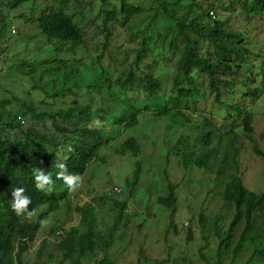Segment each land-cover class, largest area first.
Masks as SVG:
<instances>
[{
    "label": "rangeland",
    "instance_id": "374dc122",
    "mask_svg": "<svg viewBox=\"0 0 264 264\" xmlns=\"http://www.w3.org/2000/svg\"><path fill=\"white\" fill-rule=\"evenodd\" d=\"M123 1L141 11L123 14ZM262 1L107 0L106 26L102 0H26L14 8L13 0H0V142H10L11 150H33L45 142L61 161L74 151H95L76 192L55 178L53 190L43 191L59 201L58 208L32 214L25 225L37 228L29 238L20 228L14 232L9 264H96L103 258L112 264H263L253 252L264 251V211L256 214L233 262L244 218L220 257L216 232L218 227L226 238L236 215L235 206L223 200L230 175L238 174L249 192L264 196ZM163 8L243 36L240 55L218 73L219 101L207 75L195 68L175 86L185 42ZM51 12L69 15L83 42L44 37L37 19ZM194 38L196 51L215 63L213 46ZM146 76L158 83V91L148 89ZM180 90L196 95L184 99ZM71 107L80 110L69 118L51 116ZM96 119L102 127L92 124ZM208 133L212 143L204 148ZM132 139L137 157L126 147ZM203 154L210 156L208 167L186 166ZM137 163L142 173L134 184ZM169 185L178 197L174 213L158 202L169 196ZM84 207L85 222L78 212ZM71 231L94 236L93 251L64 261L58 244Z\"/></svg>",
    "mask_w": 264,
    "mask_h": 264
},
{
    "label": "trees",
    "instance_id": "16d2710c",
    "mask_svg": "<svg viewBox=\"0 0 264 264\" xmlns=\"http://www.w3.org/2000/svg\"><path fill=\"white\" fill-rule=\"evenodd\" d=\"M26 0H13L11 7H17ZM157 3L163 5L162 0H156ZM106 5L107 10L105 11L104 24L107 26L110 13L109 5L107 0H102ZM179 4V1H178ZM264 8V0L262 1ZM164 14L172 21L177 23V31L180 38L185 42V49L181 61L178 64V72L176 76L175 86L178 87L183 77L187 76L188 71L191 68L197 69L200 73L207 75L209 80V89L215 94L216 99H221V91L219 88V77L218 73L225 69H229L227 65L232 61L233 57L240 55L241 48L244 44V38L240 33L229 31L224 29L217 23L211 25L206 23H200L194 19H182L175 16L172 11L163 8ZM121 11L127 16H133L139 13L141 10L137 7L132 6L126 1L122 2ZM37 26L41 34L49 39L57 40L61 43H81L83 42V34L78 25L73 19L64 12H51L42 14L37 19ZM190 31V33L188 32ZM195 36L207 41L213 46L216 51V62L210 61V58L201 56L196 51L197 41ZM131 82V80L129 81ZM145 82L147 83L148 89L152 92H156L159 89L158 83L152 78V76H146ZM179 95L184 99H192L196 95L195 90H180ZM76 107L68 108L67 110H60L51 116H57L60 118H69L72 113L79 111ZM84 114L83 111H81ZM135 120V119H134ZM130 126L135 124V121ZM13 127V125H9ZM57 127V124L55 123ZM63 131L74 133L77 130H67L62 128ZM86 132H91L87 130ZM29 134V133H28ZM26 135L29 138V135ZM213 134L208 133L202 137V145L204 148H208L212 143ZM234 139L229 142V145L233 146ZM45 142L33 149L28 148L11 150L10 142H0V255H3V259L0 257V264H9L7 256L13 246L14 232L17 233L20 228V233H26L28 235L37 228L34 225H25L28 219L25 215L17 216L11 209V190L15 187H23L26 190V195H29L32 199V203L29 206L32 213L36 212L39 208L50 206L52 210L58 208L59 201L56 198L48 197L43 191H39L34 186L33 168L41 167L47 171L53 178L56 179V174L59 169L53 166L55 157V149L45 146ZM128 149H132L135 152V157L139 154V149L134 139L129 140L126 143ZM95 156V151L90 153H84L81 151H74L69 157L64 158V161L68 167L70 173H76L82 176L85 175L88 165L92 162ZM59 159V158H57ZM210 156L203 154L196 160L190 159L186 162V166H196L199 169L208 167ZM226 156L223 158V168L227 165ZM223 170V169H221ZM142 168L141 164L137 163L136 170L134 173V184H136L141 176ZM58 183L64 185L63 181L56 179ZM169 196L167 198H160L159 204L175 212L177 207V193L174 186H168ZM223 200L232 204L236 208L235 218L229 228L226 238H222L220 230L217 227L216 232L221 239L220 246L218 249V257L221 256L223 251V245L228 243L233 237L235 228L240 222L241 217L245 220V227L241 236L239 237L237 244L233 248L231 255V262L235 261L240 250L243 248L244 242L249 235L253 221L258 212L264 211V196H259L255 193L249 192L238 174H232L229 176L228 182L225 186L223 193ZM125 208V205H123ZM78 212L83 217L84 222L87 213V208L78 209ZM122 209L120 215V221L123 218ZM201 223H204L203 217H201ZM120 223H116L114 228H118ZM93 238L91 234L79 235L77 231H71L68 236L61 240L58 244V249L63 253L64 261L68 258L73 257L75 254L84 256L93 251ZM191 239V237H190ZM25 248L21 247L17 252V260L21 262V252ZM253 254L259 255L264 264V251H254ZM96 264H112L107 258H103Z\"/></svg>",
    "mask_w": 264,
    "mask_h": 264
},
{
    "label": "clouds",
    "instance_id": "9594fccd",
    "mask_svg": "<svg viewBox=\"0 0 264 264\" xmlns=\"http://www.w3.org/2000/svg\"><path fill=\"white\" fill-rule=\"evenodd\" d=\"M92 124L96 128L102 127V121L96 119L92 121ZM53 166L59 171L56 174V179L63 181L69 192H76L83 183L81 175L76 173H70L68 167L64 161L56 159ZM34 186L39 191L51 192L54 186L53 177L41 167L33 168ZM32 203V199L29 195H26V190L23 187H15L11 190V209L17 216L25 215L27 218H31L32 211L29 206Z\"/></svg>",
    "mask_w": 264,
    "mask_h": 264
},
{
    "label": "built area",
    "instance_id": "2783aa9c",
    "mask_svg": "<svg viewBox=\"0 0 264 264\" xmlns=\"http://www.w3.org/2000/svg\"><path fill=\"white\" fill-rule=\"evenodd\" d=\"M13 32H14V29H13ZM119 192V191H118Z\"/></svg>",
    "mask_w": 264,
    "mask_h": 264
}]
</instances>
